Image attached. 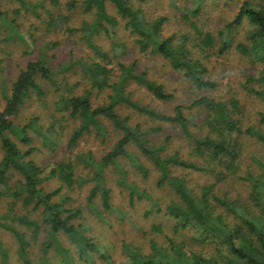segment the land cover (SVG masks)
<instances>
[{
	"label": "trees",
	"instance_id": "16d2710c",
	"mask_svg": "<svg viewBox=\"0 0 264 264\" xmlns=\"http://www.w3.org/2000/svg\"><path fill=\"white\" fill-rule=\"evenodd\" d=\"M21 13L22 9L31 8L37 17L48 13L47 26L64 28L69 21V15L63 11L48 9L45 0L32 2L31 0H17ZM144 0H69L65 3L68 11L81 9L91 19L84 20L77 30L71 26L65 27L69 32L80 31L81 39L85 40L94 57L78 58L69 64L56 69L49 55L50 49L58 46V42H46L34 60H30L13 80L10 90L4 93L6 104L0 106V144L3 156L0 160V201L6 197L20 200L24 207L31 211H40L42 221L31 218L29 213L18 215L13 209L8 214H0V228L11 231L18 241V255L23 264H36L31 256L34 244L45 233L46 239L42 243L43 255L41 264H51L48 257L54 251L61 257L63 264L89 263L94 264V253L113 264L112 257L102 251L101 247L89 237L82 224H76V219L83 212L80 209L68 208L64 205L68 197L62 201L55 200L61 189L46 191L42 186L45 169L39 165L32 155L37 150L32 146L31 131L44 135L45 145H57L55 132L59 121L72 118L79 122L72 134L69 144L74 146L93 129L104 130L101 118L110 120L122 132L121 138L98 164V170L90 181L94 182L88 197V202L99 198L106 210L112 209V189L107 186L106 169L115 166L121 173L119 182L129 190L132 202L144 198L145 193L136 191L135 187L127 185L124 179L126 171L123 170L121 158L132 157L130 145H136L160 171L159 186H169L175 198L166 206V214L176 222L175 232L192 229L195 238L201 242L217 244L216 254L201 253L189 250L187 245L168 238V245L153 244L152 254H144L139 247L126 244L128 258L125 264H264V156L256 158L254 171L249 170L241 174L243 144L241 137H252L264 146V131L262 127L254 125L245 126L243 113L238 99L230 101L217 99L211 96H202L187 106L188 109L199 107L207 111L203 126L208 134L197 137L191 132L192 120L185 115L183 106H177L173 114L157 111L149 105H143L131 98L127 87L137 83L147 89L156 99L172 101L174 93L166 90L160 84L148 78L145 72L135 70L136 63L124 64L119 62L121 73L115 79L114 67L110 66L113 58L103 50L95 41V37L110 32L121 25L120 19L125 22V29L136 36L141 51L151 50L167 59L172 67L184 72L199 89H215L217 82L210 78L209 68L199 57L195 56L196 47L199 51L224 54L233 49L234 32L240 27L245 30V38L235 45L238 52L249 58L253 63L260 65L258 75L249 76L248 83L258 87L248 88L264 101V8L255 5L251 0H243L232 21H228L224 28L216 33L201 26L202 0L195 3L191 9L183 13V18L189 22L190 31L194 30L197 37L190 41L189 33L182 34L180 38L173 33L165 36L164 29L169 17L157 16L150 19L142 7ZM50 4L62 8L61 0H50ZM110 7L117 14L111 12ZM54 10V11H53ZM60 24L56 25V22ZM199 24V25H198ZM0 26L5 33L4 41L21 40L27 53L36 49V38L28 31L26 37L20 29L16 18H9L7 12L0 11ZM193 42V43H191ZM78 67L82 77L90 84V88L82 94H75L76 85H70L67 77H59V73L67 72ZM47 81L60 91L58 99L53 103L55 121L51 123L48 131L42 132L37 125V119L28 123H17L14 118L18 116L25 104L33 97L44 99L47 91L41 81ZM93 90L105 92L111 90L109 101L94 106L91 94ZM126 104L139 113L164 122L175 123L181 126L183 132L192 138L194 152L203 159L202 163L189 161L175 154H165L168 140L161 145H155L146 137V131L141 124L131 125L129 116H122L118 112V105ZM264 125V112H260V119ZM201 127V126H200ZM159 128V127H158ZM156 128L155 130H157ZM160 129V128H159ZM150 131V130H149ZM18 140L28 146L23 150ZM134 159V157H132ZM139 169L143 175L149 174V169L140 163ZM180 167L184 170L209 171L213 182L202 185L200 191L190 186L186 175L175 173L173 169ZM77 166L71 161L60 162L51 169L50 176L58 177L64 185L72 189L75 185L84 184L87 180L76 173ZM16 176L18 183H12ZM237 177L247 183L248 194L244 201L238 197H229L219 193L217 189L220 182ZM158 210H161L159 207ZM16 223L25 225L33 234L32 239L26 231L20 230ZM154 230L161 231L155 226ZM66 237L71 246L76 249L74 253L71 246L65 245ZM0 253L2 264L9 263V254L0 239Z\"/></svg>",
	"mask_w": 264,
	"mask_h": 264
},
{
	"label": "rangeland",
	"instance_id": "374dc122",
	"mask_svg": "<svg viewBox=\"0 0 264 264\" xmlns=\"http://www.w3.org/2000/svg\"><path fill=\"white\" fill-rule=\"evenodd\" d=\"M31 1L41 2L43 0ZM61 1L63 3L62 8L60 6L58 8L53 7L50 0H45V5L48 9L52 10L53 8L56 11L55 17H57L59 11H63L69 15V21L64 24V28L51 26L49 29L47 26L49 22L48 13H42L41 17H37L33 10L29 8L28 10L22 9L19 14L16 12L17 9H20L17 0H0V11L7 12L9 18H16L21 27L20 29L26 37H29V40L28 31L36 38L35 51L27 53L23 41H4L5 33L0 26L1 108H4L6 104L4 93L10 90L13 80L26 64L38 57L42 46L46 42H58V46L49 51V55L53 57L51 61L56 69L69 64L72 60L95 56L87 42L81 39L82 33L80 31L69 32L65 29V27L71 26L77 30L85 19L90 20L91 18L81 9L66 10L65 3L69 0ZM241 1L243 0H202V14L200 16L202 24L200 25L216 33L218 29L224 28L228 21L233 20ZM251 1L255 5L264 8V0ZM140 3H142L146 16L150 19L161 15L169 17L164 29L165 36L175 33L177 38H180L182 34L189 33V42L194 41L193 39L197 37L194 30L190 31L191 26L183 18V13L191 9L195 3H199V0H144ZM110 10L117 14L112 7H110ZM120 21L121 25L114 28L109 35L102 33L95 37V41L104 51L109 52L112 56L117 54L110 64L115 69L114 78L118 79L121 73L119 62L127 65L135 62L137 72H145L148 78L163 84L167 91L175 95L172 101H162L156 99L144 87L137 83H131L127 87V92H130L132 99L166 114H173L177 106H183L185 115L193 122L191 123V132L197 137H204L208 134L207 128L202 125L207 111L199 107L188 109L187 106L202 96H211L226 101L238 99L245 126L262 127L261 129L264 131V125L259 121L260 112H264V101L248 90L250 87H258L254 83H248V79L251 75H258L260 65L253 63L249 58L238 52L235 47L237 43L245 38L244 28L240 27L234 32L233 49L224 54L213 53L208 57V51L202 53L199 48L194 47L196 49L195 56L207 64L210 78L218 83L217 88L206 90L197 88L190 79L184 76L183 71L174 69L170 62L161 55L155 54L151 50L141 51L136 36L125 29L124 20L120 19ZM58 24H60V21L56 22V25ZM59 77H67L70 85H76L74 88L75 94H82L90 88V84L82 77L78 67L59 73ZM41 82L47 91V96L44 99L37 97L30 99L14 120L17 123L25 124L33 118L37 119L39 129L45 132L48 131L51 123L55 121L53 103L58 99L60 91L57 92L55 87L47 81L43 80ZM111 93V90L105 92L93 90L91 94L93 105L99 106L107 103ZM117 109L122 116L130 117L131 125L141 124L143 130L146 131V137L153 144L161 145L168 140L165 154L171 155L178 152L183 159L198 160L197 162L202 163L203 159L194 152L192 138L183 132L181 126L139 113L126 104L118 105ZM101 121L104 125L103 131L93 129L91 133H86L74 146H70L69 140L79 124L75 119L66 118L59 121L58 130L53 132L58 140L57 145H45L44 135L34 130L31 131L32 146L37 148L32 158L45 169L42 182L45 190L54 191L60 188L61 191L55 200L62 201L63 198L68 197L64 203L66 207L83 211L79 217L72 221L83 225L87 235L94 239L102 248V251L112 257L113 264H125L128 258L126 244L139 247L144 254H152L153 244L168 245V238L187 245L189 250L216 254L217 244L197 240L194 230L188 228L175 232L174 225L176 221L166 214V206L175 198V194L169 186L161 187L158 185L159 169L142 154L136 145L129 146V151L134 159L123 157L120 161L123 170L126 171L124 181L127 185L135 187L137 193L144 192L146 196L141 200L136 197L132 202L128 188H125L119 182L121 173L113 165L106 169L105 173L107 186L112 189V209L106 210L102 207L99 198L92 199L93 202H88L89 194L94 185V182L90 179L97 172L98 164L103 157L122 136V132L110 120L101 118ZM156 128L158 129L155 130ZM240 140L243 144L241 174H244L249 170L254 171V160L264 156V146L252 137H241ZM18 144L23 150L28 148L19 140ZM2 156L3 150L0 144V160ZM69 160L77 166V175L87 180L84 184H77L72 189L64 185L58 177L50 176L52 168L60 162ZM140 163L148 167L150 171L146 176L139 169L138 165ZM173 171L186 175L190 180V186L199 191L202 185L213 182L212 174L209 171L202 172L189 169L183 171L180 167H175ZM18 178L20 176L14 177L12 183L17 184L19 182ZM217 187H219L217 189L219 193L227 194L229 197H238L241 201H244L248 194L247 183L237 177L230 176L229 179L220 182ZM159 207L161 210H158ZM11 209H13V215L14 213L18 215L29 213L31 218L42 221L43 216L40 211H31L24 207L20 200L6 196L0 201V214H8ZM16 225L20 230L26 231L28 237L32 239L33 233L25 225L19 223H16ZM155 226L161 227V231L154 230ZM0 239L8 251L9 263L23 264L18 255L19 244L14 234L0 228ZM45 239V233H42L32 248L31 256L36 264H41L42 243ZM63 240L65 245L71 246L66 237H63ZM71 250L74 253L76 252V249L72 246ZM48 257L51 264H63L61 257L54 251H50ZM1 259L0 253V264H2ZM93 260L94 264H107L99 253H94ZM78 264L89 263L81 262Z\"/></svg>",
	"mask_w": 264,
	"mask_h": 264
}]
</instances>
